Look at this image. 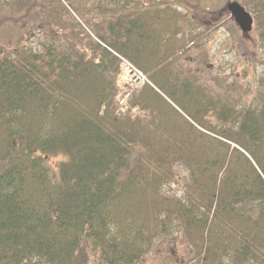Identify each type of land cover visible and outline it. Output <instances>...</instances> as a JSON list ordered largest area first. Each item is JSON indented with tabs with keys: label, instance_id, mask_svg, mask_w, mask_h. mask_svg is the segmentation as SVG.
Instances as JSON below:
<instances>
[{
	"label": "trees",
	"instance_id": "1",
	"mask_svg": "<svg viewBox=\"0 0 264 264\" xmlns=\"http://www.w3.org/2000/svg\"><path fill=\"white\" fill-rule=\"evenodd\" d=\"M58 4L19 5L45 34L0 58V264H85L89 249L97 264H138L175 233L191 264H264V74L243 87L173 68L207 32L188 38L191 18L167 0H98L89 33L65 30ZM116 54L149 80L124 113ZM180 164L178 197L164 187Z\"/></svg>",
	"mask_w": 264,
	"mask_h": 264
},
{
	"label": "rangeland",
	"instance_id": "2",
	"mask_svg": "<svg viewBox=\"0 0 264 264\" xmlns=\"http://www.w3.org/2000/svg\"><path fill=\"white\" fill-rule=\"evenodd\" d=\"M0 0V55L4 51L12 53L19 46H31L39 39V36L44 35L42 24L37 17H41L38 9H35L33 14H25L21 12V6H29L46 0ZM59 16H53L59 19L61 24L65 25V30L72 27L75 21H79L84 32L89 33V27L84 23V19L96 21L99 19L98 12L89 13V8L93 7L98 0H58ZM146 2L147 0H140ZM174 7H179L181 11L187 12L188 18H191L188 23L184 24L185 34L189 38L196 35L198 31L204 30L207 35H203L201 40L194 42L193 45L181 52L174 61L173 68L187 71L189 67L195 73H200L201 79L203 76L211 77L217 74L224 80L234 79L243 87L247 83H252L251 76L255 72L264 74V44L260 42V31L262 30V14L257 12L254 0H236L253 16V25L249 33L243 34L238 26L233 21L230 13L225 5L233 0H167ZM13 2V3H11ZM196 2L199 5H204L203 12H194L191 8H196ZM4 5V6H3ZM17 8V15L14 13L12 24L6 21L10 19V11L5 7L13 6ZM74 7L79 10V15L74 12ZM223 9L219 21L220 10ZM219 11V12H218ZM21 12V13H20ZM218 12V13H217ZM213 17V14H216ZM23 14V17H22ZM258 15V19L256 18ZM22 17V18H21ZM51 17V18H53ZM17 18V19H16ZM34 19L33 21H30ZM18 20V21H17ZM32 22L22 27V21ZM83 22H82V21ZM191 34L187 33L188 28H192ZM25 43V44H24ZM13 48V49H12ZM15 52V50H14ZM205 59V61H202ZM245 69V72L244 69ZM243 70V71H242ZM243 72V74H242ZM245 73V75H244ZM246 76V77H244ZM63 157L50 156L47 161L50 168L56 171L58 162ZM174 181L165 185L164 189L178 197L182 196L184 184L188 179V171L182 164L175 167ZM193 258L184 238L181 234L175 233L170 237L160 238L155 241L151 250L141 258L138 264H191ZM98 252L89 249L87 251V259L85 264H97Z\"/></svg>",
	"mask_w": 264,
	"mask_h": 264
},
{
	"label": "built area",
	"instance_id": "3",
	"mask_svg": "<svg viewBox=\"0 0 264 264\" xmlns=\"http://www.w3.org/2000/svg\"><path fill=\"white\" fill-rule=\"evenodd\" d=\"M120 67L126 74V79L128 82V86L125 94L120 97L119 104V112H124V108L126 105V99L130 95L131 91L134 88H138L142 85V83L146 80L145 75L135 67L129 60L124 57L119 56Z\"/></svg>",
	"mask_w": 264,
	"mask_h": 264
},
{
	"label": "water",
	"instance_id": "4",
	"mask_svg": "<svg viewBox=\"0 0 264 264\" xmlns=\"http://www.w3.org/2000/svg\"><path fill=\"white\" fill-rule=\"evenodd\" d=\"M225 7L241 32L243 34L249 33L253 25V17L251 13L236 0L227 2Z\"/></svg>",
	"mask_w": 264,
	"mask_h": 264
},
{
	"label": "flooded vegetation",
	"instance_id": "5",
	"mask_svg": "<svg viewBox=\"0 0 264 264\" xmlns=\"http://www.w3.org/2000/svg\"><path fill=\"white\" fill-rule=\"evenodd\" d=\"M7 1H8V0H7ZM7 1H6V2H7ZM12 49H13V48H12ZM13 52H14V50L12 51L11 54H9L8 51L6 50V51L3 52V54L0 55V58H8V57H12V56H13Z\"/></svg>",
	"mask_w": 264,
	"mask_h": 264
}]
</instances>
